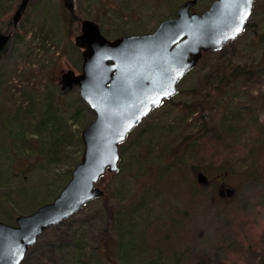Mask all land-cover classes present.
I'll return each mask as SVG.
<instances>
[{"label":"rangeland","instance_id":"obj_1","mask_svg":"<svg viewBox=\"0 0 264 264\" xmlns=\"http://www.w3.org/2000/svg\"><path fill=\"white\" fill-rule=\"evenodd\" d=\"M20 1L0 7V28L13 32L0 53V220L8 223L56 197L81 159L82 129L95 117L79 86L64 92L59 82L64 71H81L79 20L63 0H30L10 30L8 15L13 20ZM74 1L81 17L115 38L152 31L185 0ZM237 67L247 70L218 87ZM49 99L67 142L53 159L52 136L38 129ZM233 115L229 132L225 117ZM203 127L209 132L187 152ZM120 151L119 171L99 181L106 195L48 227L22 264H264V0H255L247 28L205 52ZM200 171L211 181L199 183ZM215 177L233 194L219 196ZM108 206L116 211L110 228ZM121 231L134 237L135 249L121 247Z\"/></svg>","mask_w":264,"mask_h":264},{"label":"water","instance_id":"obj_2","mask_svg":"<svg viewBox=\"0 0 264 264\" xmlns=\"http://www.w3.org/2000/svg\"><path fill=\"white\" fill-rule=\"evenodd\" d=\"M29 2L18 4L14 28ZM197 2L185 0L174 16L161 19L152 31L108 38L97 21L76 12L74 0H63L80 22L75 44L83 49V60L80 72L68 69L59 82L64 92L79 86L80 96L95 117L82 129L81 159L56 197L30 213L17 215L14 223L0 220V264H22L48 227L106 195L99 181L107 173L119 171L121 143L178 92L180 80L204 52L222 49L246 29L255 0H213L203 11L193 9ZM11 37L12 31H0V53ZM197 181L206 184L208 176L200 171Z\"/></svg>","mask_w":264,"mask_h":264},{"label":"trees","instance_id":"obj_3","mask_svg":"<svg viewBox=\"0 0 264 264\" xmlns=\"http://www.w3.org/2000/svg\"><path fill=\"white\" fill-rule=\"evenodd\" d=\"M8 0H0V7H3L4 3L7 2ZM68 11V14L71 18L72 21H78V18H76L75 16L72 15V13ZM10 12L8 11V13H6L5 15H8ZM248 25H249V22H248ZM8 26H9V29L11 30L12 27H13V20L11 19L10 17V14L8 15ZM14 29V28H13ZM102 30V28H101ZM0 31H2V29L0 28ZM3 32H10L9 30L5 29V31ZM102 32L105 34V32L102 30ZM106 35V34H105ZM122 35V34H120ZM119 36V35H118ZM247 69L245 68H235L234 71H228L226 74L222 75V77H219L218 79V87H220L223 83V85L228 84L230 83L229 81L235 77L238 73H245ZM179 91V90H178ZM178 93V92H177ZM171 98V97H170ZM166 99L169 101V99ZM50 102H48L46 104V108L43 110V115H41V119L39 121V124L38 125H42L41 127H39L38 129H41L43 130L45 133H48L49 132V135L52 136V146L51 148H48L47 149V155L50 157V158H57L58 155L60 154V152L62 150L65 149V146L67 145V142L65 141V136L63 134H61V131H62V128H63V122H65L63 120V118L60 117V115L57 116V112H55L56 110L54 109V107L52 106V100L49 99ZM195 105V104H194ZM194 110H197V106L193 107ZM193 111V110H192ZM53 117V119L51 118ZM74 118H76V116H74ZM233 119L236 120L235 118V115L233 116H227L225 117V124L228 126V129H229V132L234 130V123H233ZM43 120H45L44 122H42ZM202 120V118H201ZM54 123L55 126H54ZM141 124V123H140ZM139 124V125H140ZM138 125V126H139ZM137 127V126H136ZM135 127V128H136ZM48 131V132H47ZM247 129H244L243 132L246 133ZM209 131H205V128L203 127V129L201 130V133L199 134V139H195L194 142L192 141L191 143L187 144V146L185 147V149H187V152L188 151H195L197 149V147H199V143H200V138L202 136H204L205 134H207ZM24 133H22L23 135ZM198 137V136H197ZM196 137V138H197ZM198 142V144H197ZM52 158V159H53ZM182 158V157H181ZM181 160V159H180ZM78 160L75 161V163L77 162ZM184 161V160H182ZM121 168V167H120ZM196 170V169H195ZM70 175V170L68 171L67 173V176L69 177ZM68 180V178H67ZM67 182V181H66ZM103 198V196H101ZM105 199V198H104ZM107 210H108V217H109V222H108V227L110 228L111 225H113L114 223V218H115V215H116V211L114 213V207H111V206H108L106 207ZM3 218L4 220H6L5 217H1ZM68 219V218H67ZM67 219H65L64 221H62L61 223H64ZM60 223V224H61ZM59 225V224H58ZM57 226V225H56ZM55 226V227H56ZM107 230V229H106ZM119 241H120V244H121V247L123 249H126V250H132V249H135V239L134 237H131V238H126V234L121 231V236H119ZM33 247V246H32ZM262 250H264V246L262 247Z\"/></svg>","mask_w":264,"mask_h":264},{"label":"flooded vegetation","instance_id":"obj_4","mask_svg":"<svg viewBox=\"0 0 264 264\" xmlns=\"http://www.w3.org/2000/svg\"><path fill=\"white\" fill-rule=\"evenodd\" d=\"M211 181V179L208 177V181L209 182ZM215 181L217 182V194L219 196H225L226 194L229 196V187H225V183L222 182V179L221 178H216L215 177ZM232 189V188H231ZM225 190V191H224Z\"/></svg>","mask_w":264,"mask_h":264}]
</instances>
